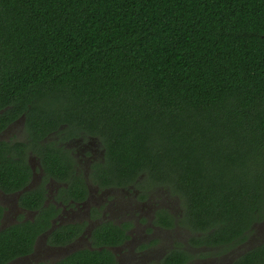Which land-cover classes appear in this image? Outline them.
<instances>
[{"label": "trees", "instance_id": "16d2710c", "mask_svg": "<svg viewBox=\"0 0 264 264\" xmlns=\"http://www.w3.org/2000/svg\"><path fill=\"white\" fill-rule=\"evenodd\" d=\"M21 116L25 139L0 140V189L29 183V153L43 181L18 199L33 218L0 229V264L51 228L50 178L63 202L85 201L88 183L141 198L165 187L181 211L160 207L156 222L188 226L199 258L226 254L264 227V0H0V130ZM73 138L101 143L86 171L58 141ZM82 229L58 225L46 243ZM126 229L102 220L90 246L32 264H116ZM262 239L229 264H264ZM193 257L176 247L160 263Z\"/></svg>", "mask_w": 264, "mask_h": 264}, {"label": "flooded vegetation", "instance_id": "af4514ba", "mask_svg": "<svg viewBox=\"0 0 264 264\" xmlns=\"http://www.w3.org/2000/svg\"><path fill=\"white\" fill-rule=\"evenodd\" d=\"M23 116L16 118L13 122L7 124L4 128L0 130V140L5 141H21L23 140L21 134L24 132L23 130ZM59 144H63L65 147H68L71 150L73 155H80L81 158L78 159L79 164H86L85 170H87L88 165L101 159L103 156V151L101 148V143L96 142L92 139L83 138H73L65 142H61ZM28 163L30 164L32 170V177L30 178L29 183L26 185L28 189L34 188L43 181L42 177V169L39 165V160L33 156L31 153L28 154ZM82 159L84 161H82ZM35 162V163H34ZM83 167L79 165L77 169ZM62 184L53 179H49L47 183L44 184L47 192L48 198H46L45 203L52 202L55 204L57 208H59L58 213L50 219L51 228L47 230V232H43L38 239L36 240L34 251L32 254L21 257L18 260L12 261L9 264H32V262L44 260L46 261V257L49 254H60L64 253L67 249L75 247L73 250H67L61 257L67 255L68 253L83 248L85 246H90V231L97 224H99L102 220H111L114 223L122 224L127 223L126 233L128 234V238L121 244L119 247L112 248V251L115 252L116 264H119V257L122 254H127L129 252L132 253H142V251H137L135 249L136 246L133 245L130 249L129 243L136 240L137 247L139 249L147 248V243L141 242V238L149 233L152 229H164L167 231H177V229L181 227H175L173 229L163 228L156 222V211H158V205H154L151 203L149 195L146 198H141V191L134 187L133 185H129L127 187H100L99 185H94L92 183H88V197L82 203H78L73 201L72 199H68L63 202L62 200L55 199V195L58 193V189ZM25 187V186H24ZM23 187V188H24ZM22 188V189H23ZM18 190L13 193L5 192L0 189V207H1V215H0V229L6 227L9 224L16 223L22 221L26 218H33L36 213V210H31L24 208L21 204H19L18 199L20 194L25 191ZM27 190V189H26ZM95 207L99 211V215L92 217L91 209ZM161 207V206H160ZM109 208L110 211L107 209ZM167 208V207H166ZM169 212L175 213L172 210ZM121 211L119 213H129V217L133 218L128 221H117L113 219V211ZM107 212V213H106ZM151 213V217H148L146 214ZM71 223H79L83 225V229L81 233L71 242H68L64 245H48L46 243L47 234L56 226L63 224H71ZM187 230V229H186ZM188 231V230H187ZM143 232V233H141ZM190 232V231H188ZM189 234H185L183 238V245H173L168 249L164 250L161 253V257L166 254L169 250L182 247L183 249L189 250L193 256L198 255V252L202 247L197 248L193 247L188 243ZM137 237V238H136ZM42 240V245L44 246L43 251H37L36 246L38 242ZM84 245V246H83ZM83 246V247H79ZM118 253H116V251ZM230 255V253L223 254L220 257V260L217 262L210 261L208 257H200L196 258V264L201 260L200 264H222L223 260H226V256ZM137 256V254L133 255V257ZM60 257V258H61ZM230 258V256H228ZM44 258V259H43ZM194 258V257H193ZM234 258L228 259L223 264H229L233 261ZM192 261V260H191ZM191 261L189 263H191ZM156 264H161L160 259L155 262ZM188 263V264H189ZM192 264V263H191Z\"/></svg>", "mask_w": 264, "mask_h": 264}, {"label": "rangeland", "instance_id": "374dc122", "mask_svg": "<svg viewBox=\"0 0 264 264\" xmlns=\"http://www.w3.org/2000/svg\"><path fill=\"white\" fill-rule=\"evenodd\" d=\"M24 131V130H23ZM22 139H25V134L24 132L21 134ZM101 146V145H100ZM35 163V162H34ZM155 196L152 195L153 197H150L151 199V203H154V205H158L157 207L160 208L161 207H167L169 208V210H172L174 212H180L181 211V202H179L177 200L176 194H171L170 190H168L165 187H160L158 189V191L155 192ZM108 211L109 208L107 209ZM121 211H113V219H116L117 221H128V220H132L133 218L129 217V213H119ZM107 213V212H106ZM148 217H151V213L146 214ZM112 220V219H111ZM191 231V229L188 226H184L182 228L177 229V231H167L164 229H159L157 230L152 229L151 231H149V233L147 235H145L143 238H141V242L147 243L148 247L147 248H143V249H139V247H137V242L136 240H134L133 242L129 243V247L131 250L134 246L135 249L137 251H142V253H132L129 252L127 254H122L121 257H119V264H151V263H155L157 262L158 259L161 258V253L168 249L169 247L173 246V245H178L181 246L183 245V238L185 234H189V232L187 231ZM259 230V231H258ZM258 232L255 233V231H253L252 233L250 232L249 238L247 239L246 242H244L241 245H237L233 248H230L228 251H226V255L227 253H230V258L228 256H226V260L222 261V264L224 262H226L228 259L233 258V256H240L247 248L254 246L256 243H258L259 241L263 240L262 237L264 238V227H260L257 229ZM143 233V232H141ZM137 238V237H136ZM42 240L40 239V241L38 242V245L36 246L37 251H43L44 246L42 245ZM84 246V245H83ZM83 246H79V247H83ZM75 247L73 248H69L67 250H73ZM66 250V251H67ZM65 251V252H66ZM116 253L117 250H115ZM64 252V253H65ZM68 252V251H67ZM66 252V253H67ZM64 253H60V254H48L45 260H49V261H56L57 259H59ZM115 253V252H114ZM137 254V256L133 257V255ZM222 254H217V255H210L209 258H213V260H217V258H220ZM198 257V255H196L193 260L191 261L192 264H196V261H194L196 258ZM199 258V257H198ZM44 259V258H43ZM202 261L200 260L198 262V264H200ZM189 263V264H191Z\"/></svg>", "mask_w": 264, "mask_h": 264}, {"label": "water", "instance_id": "95a60500", "mask_svg": "<svg viewBox=\"0 0 264 264\" xmlns=\"http://www.w3.org/2000/svg\"><path fill=\"white\" fill-rule=\"evenodd\" d=\"M26 189H28V186H25V187L22 189V191H23V190H26Z\"/></svg>", "mask_w": 264, "mask_h": 264}]
</instances>
